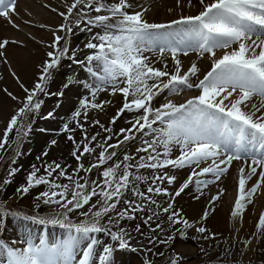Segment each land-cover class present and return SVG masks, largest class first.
Wrapping results in <instances>:
<instances>
[{
	"label": "snow or ice",
	"instance_id": "snow-or-ice-1",
	"mask_svg": "<svg viewBox=\"0 0 264 264\" xmlns=\"http://www.w3.org/2000/svg\"><path fill=\"white\" fill-rule=\"evenodd\" d=\"M176 2L179 5L181 0ZM16 3L17 0H0V17L18 28L11 19L16 14ZM187 3L192 6V0H187ZM198 3L202 6L199 14L181 15L169 23H153L145 18L147 8L131 11L134 7L132 0H73L67 5L66 12L58 13L65 22L53 31L52 41L46 45L50 50L45 53L46 59L40 65L32 88L25 87L15 72L12 73L21 83L26 102L11 118L4 137L0 139V150L5 149L9 133L19 126L20 119L41 109L43 101L38 99L39 94L64 95L63 91H48L53 74L60 69L63 60L85 63L75 59V52H70L68 47L67 36L62 34H74V27L91 33L84 48L93 51L86 56V61L89 65L93 62L102 65L103 75H98L91 67L88 71L98 75L103 84H111L112 95L119 92L124 97L122 106L109 124L115 125L125 113L135 115L129 120L130 127L112 134L113 129L99 120L85 126L87 109L103 110L112 102L83 101L84 111L74 113V124L81 131L82 139L77 141L74 135L67 137L74 144L71 155L77 161V168L69 173V166L53 161L44 167L43 173L39 169L31 171L25 184L17 189L23 197L34 188L47 186L48 190L38 193L36 199H42L45 205H59L63 212L52 218L34 216L25 219L66 228L67 239L51 244L46 239H41L38 244L29 239L23 248L0 239V264H73L78 256L77 264H113L117 249L136 251L130 244L131 232L121 222L141 219L142 223L136 224L134 231L143 236L142 227H147L150 232L163 230L159 222L152 227L154 218L159 221L160 212L168 214L167 220L171 225H182L176 229L181 235L185 229L195 228L203 239H215L218 233H212L202 225L196 227L195 223L184 218L182 210L175 209V198L190 190L191 185L201 192L202 187L219 181L229 172L233 162H239L241 166L238 170V196L230 215L234 221L242 219L253 198L264 189V0H210L207 3L198 0ZM93 29L99 31L93 32ZM11 43L17 42L0 39V60L5 63V50ZM157 48L160 57L165 58V53L171 55L173 68H169L166 58L162 67L157 68L152 59L144 55ZM189 52L198 53L200 58L208 56L211 68L203 78H200L201 69L197 63L192 62L187 69L183 67L180 55L187 56ZM70 83L69 80L63 87H69ZM101 90L107 91V88L94 89L93 98ZM186 90H196L198 94L182 103L166 100L158 107L153 105L162 93L178 95ZM48 116L51 118L54 113L49 112ZM93 126L110 133L104 137L103 143L97 140L98 132L89 137L88 128ZM77 127L69 128L65 124L64 130L75 133ZM136 133L151 135L152 139L143 140V146L136 148L135 154L125 153L121 161L103 170L99 181L89 182L79 176L80 171L91 173L113 160L117 153L109 149L135 141ZM114 136H122V139L108 143ZM92 142L95 146H91ZM52 143L56 144V141ZM96 148L102 149L97 163L86 167L81 162L82 157L94 153ZM174 150L179 154L174 156ZM140 153L146 155H139L137 159L136 154ZM132 169L137 172L150 169L152 175L136 174ZM185 169L190 170L186 179L170 191L169 186L178 180V172ZM15 174L16 169H11L0 180V185L10 184ZM206 176L211 179H201ZM254 177L255 182L250 184ZM60 178L70 181L71 185L59 183ZM140 183L147 185L146 191L140 190ZM129 193L135 199L128 198ZM222 194L223 190L212 198L213 202L218 201ZM155 196L171 199L167 206H161ZM94 198L98 199L93 202ZM121 204L124 207H118ZM78 210H83L79 215L85 219L72 223L69 213ZM145 211L148 213L146 216L138 217V213ZM210 211L206 209L201 219L206 220ZM9 215L10 211L0 202V223ZM105 217L107 225L118 231H112L101 223ZM257 228L260 236L264 237V214L260 215ZM103 233H107L110 241L115 243L102 241L96 235ZM205 233L207 235H203ZM172 239L171 235L167 240L149 237V243H168ZM251 243V240L243 241L246 247ZM181 261L182 257L177 254L171 259V264H181Z\"/></svg>",
	"mask_w": 264,
	"mask_h": 264
},
{
	"label": "bare ground",
	"instance_id": "bare-ground-1",
	"mask_svg": "<svg viewBox=\"0 0 264 264\" xmlns=\"http://www.w3.org/2000/svg\"><path fill=\"white\" fill-rule=\"evenodd\" d=\"M72 2L73 0H17L16 14H13L11 19L16 25L19 26L18 28L13 27V25L10 24L7 19L0 17V39L7 38L10 41L17 42L11 43L5 50L7 63L3 62V60H0V139L4 137L5 130L8 128L11 118L18 114L19 109L23 107L24 103L26 102V94L21 87V83L17 81L12 73L15 72L16 76L20 78V81L25 87L29 89L32 88L33 82L38 78L40 65L46 59L45 53L50 50L46 47V45L51 43L53 31L57 30L59 26L65 22L63 17H61L58 13L61 11L66 12L67 5ZM132 2L134 7L131 9V11L147 8L145 18L149 22L153 23H169L174 19H179L181 15H196L202 10V6L199 5L198 0H192V6L188 5L187 0H181L179 5H177L176 0H132ZM205 2H210V0H205ZM42 25L46 27H41ZM74 29V33L80 31L75 27ZM62 34L66 35L67 39L70 38L69 49L70 52H73L74 47L72 42L78 39L81 35L77 34L73 36V34L70 33ZM88 39L90 38H87L82 45H78L77 50L79 52L75 54V59L85 61L84 64L78 65L98 67V62H93L91 65H89L86 61V56L92 53V50H90V52L88 49L84 48V44L87 43ZM217 54L219 55L220 52L218 51ZM144 55L152 59L154 66L158 63L162 67L163 62H165V58L158 57V55L155 53L145 52ZM205 58L206 59L203 60L198 59L196 57V53L194 52L189 53L187 56H184L183 54L180 55V59L185 69L190 67L192 62L197 63L198 67L201 69L199 74L200 78H203V75L211 68V62L208 56L205 55ZM166 62L168 63L170 69L173 68L174 65L172 60H166ZM70 63L72 66L77 65L71 60ZM62 72L63 70L60 67L59 75H61ZM193 79L195 81V78ZM59 81L60 79L57 77L53 90L58 88L56 91H63L64 95L62 97L59 95H54L53 98H60L59 100H61V106L63 103L66 106L73 105V94L70 90H61V87H59ZM98 92L101 98H104L107 94V92ZM8 93H11L12 95L9 96ZM195 94H198L196 90H186L185 92H182L178 95H168L165 92L153 101V105L158 107L166 102V100H171L174 103H182ZM112 101V104L108 108V114L109 116L111 115V118L122 106L124 97L120 93ZM46 108H48L47 105ZM28 115L29 114L27 113L25 116H23L24 119L27 118ZM133 115L135 114L125 113V115L116 122V125L113 126H118L119 130L123 128L124 125L126 126V124L131 126L129 120L133 117ZM41 120L43 119L41 118ZM41 120L37 121L35 125L36 129L34 128V130H32L33 135L29 138L34 150L37 152L41 146H50V148L49 150L38 153L37 155L40 156L38 158L35 157L37 160L36 162L35 160L33 162L30 161L31 156H34L32 153L30 154L31 156H23L25 157L23 162L28 168L30 163H33L37 167H41V162L50 159V157L47 155L51 152L56 155L62 150L64 151L66 149V151H68L69 148H74L73 145H70L72 143L64 140L66 139L64 136H66L67 133L62 132L60 134V131L55 128V125H48L49 127H53L52 129L47 127V129H43V131L37 130L39 125L45 126L46 121ZM87 120L90 124L93 120L98 119L97 117L88 114ZM70 125L73 127L72 119L70 120ZM91 130L92 127H89V131ZM145 131H147V129ZM25 133L26 130L23 134ZM136 135L137 139L135 141H131V143L135 142V145L131 146V151L133 154H135V149L139 147V143L136 144V141L142 139L144 134L136 133ZM75 136H77V134ZM22 139L24 140L25 137ZM53 140L56 141V144L52 143ZM45 152L47 155H44ZM178 154V150H174L173 155L175 156ZM70 157L73 158L72 155ZM64 158H66L65 155L61 156L59 163H61ZM70 162V170L73 172V170L77 167V162H74V160H70ZM93 163L97 162H91V164ZM240 166L241 165L237 162H233L232 167L224 177L215 183L209 184L206 188L202 187V194L201 192H197L194 185H191L190 190H186L185 193L181 194L180 197L175 198V209L177 211L182 210L181 214L184 216V218L188 219L189 222L195 223L196 227L202 225L210 232L219 234L215 239L205 240L203 239L202 234L195 231V228L185 229L184 235H181L180 232H177V243L175 248L182 257V261L186 262V264H192L190 262L195 261L196 257L199 258L198 262H201L203 259L221 255H229L232 264L235 262L236 264H249V261L250 264H264V237L260 236L259 230L257 228L259 217L261 214H264V189H261V191L253 198V203L248 206L242 219L237 222L234 221L230 215L231 211L233 210L234 202L238 196V170ZM147 171L148 172L146 176L152 175V170L148 169ZM189 171L190 170L188 169L179 171L176 184L169 186V190L171 191L179 183L186 179ZM24 175L25 173H17L16 171L15 176L12 178L19 180V176L23 177ZM201 179H211V177L206 176L202 177ZM255 180L256 177H254L249 183H254ZM139 187L141 191H146L147 185L144 184L143 186L141 185ZM221 190H223V194L220 196V199L213 202L212 198L220 193ZM7 194L8 192L6 191L3 196L7 197ZM128 196L129 198L135 199L134 197H131L130 193ZM197 196H199V199H196ZM169 199L171 198L162 196L160 205L167 206ZM3 203L6 204L7 207L14 206L17 203L21 208L25 207L31 209L32 207L38 205L39 199L35 198L34 200L26 196L22 197L19 194H16L10 198V200L9 196L8 198H5ZM46 206L48 205L43 204L40 210L41 214L44 215L45 218H52L54 215L63 212V209L60 207L54 208V206H49L45 208ZM7 207L5 208L8 209ZM206 209H211V211L208 218L203 220L201 217ZM156 211H159V209H156ZM147 214L148 213L144 214L143 216H146ZM17 215H19V213ZM137 215L138 217H143L139 213ZM167 215L168 214L166 213L160 212L159 220L163 216ZM20 216L24 220H21L18 225L14 226L16 230L12 229V233L9 235V240L5 241L10 245H13L14 242L17 244V242L20 241L24 236L25 239L30 238L32 241H35L34 243L37 244L41 239H46L51 244L66 240L68 237V232L58 233L54 231L52 224L41 225L39 223L33 222L30 219H25V216L22 214ZM6 217L0 226L2 229L6 228L8 231L9 227L7 226ZM135 221L142 223L141 219L139 218ZM157 222L159 221H156L154 218L152 224ZM130 227H133L132 223L130 224ZM237 229H239V231H237ZM142 231H144V229H142ZM203 235H207V233ZM100 236L103 238V240L108 239L107 236ZM138 239L141 241L140 236ZM245 240H251V245L246 247L243 244V241ZM107 242H111L113 244L115 243L112 241ZM19 247L23 248L26 247V245L21 244ZM83 248L84 245L82 244L81 252ZM202 249L204 251H202ZM241 252L244 254L241 255ZM77 259H79V256ZM73 264H77V262L74 261ZM113 264L146 263L144 262V258L135 252L129 253L126 250L120 251V249H117L114 254Z\"/></svg>",
	"mask_w": 264,
	"mask_h": 264
},
{
	"label": "rangeland",
	"instance_id": "rangeland-1",
	"mask_svg": "<svg viewBox=\"0 0 264 264\" xmlns=\"http://www.w3.org/2000/svg\"><path fill=\"white\" fill-rule=\"evenodd\" d=\"M91 14L95 15L96 13H91ZM82 27H83V25H81V28ZM78 32L79 31H77L75 33H78ZM87 36H88V33L86 32L85 34H82L79 39H76L74 42H72L75 54H77L79 52L77 50L78 44H83L85 39L87 38ZM69 43L70 42L68 40V47H69ZM67 60L68 59H64L62 62V66H61V68L63 70L62 74L59 75V70L53 74L54 78L50 82V84L48 85V91H50L52 93L58 92V91H56L58 88L53 90L55 80L57 77H59V79H60L59 86L60 85L63 86L66 82H68L70 80L71 81L70 86L67 88H68V91L70 90L71 93L73 94V101H72L73 105L66 106L64 104L61 106L59 98L54 99L53 98L54 95L49 96V95H45V94H40L39 100L43 101L41 109H39L38 111H34V114L31 113V115H29L26 119H24V117H22L20 119L19 126L17 128H15L11 133H9L8 144L6 145L5 149L0 150V180H3L7 176V174L9 173V171L11 169H16L17 173L23 172V173H25V175L23 177L19 176L20 177L19 180L11 178L12 182L10 184H7L6 186L0 185V202H4L5 198H8V196H9V200H10V198H12L14 195L18 194L17 189L20 186L25 184L26 177L31 171H33L34 169H39L40 172L43 173L44 167L46 165L50 164V162L52 163L53 161L59 163L60 158L63 155H65L66 158H64L65 160L63 159V161L60 164L69 166V167H67V171L71 172L70 160L71 161L74 160V162L76 161L74 158L70 157L71 152L74 150V148H69L68 151H66V149L64 148L65 149L64 151L62 150L60 153H57L56 155L51 152L50 154L47 155L48 157H50V159L41 162V164H42L41 167H37L33 163H30L29 168H28L23 162V160L25 158L23 156H27V155H30L32 153V154H34V156L30 155L31 156L30 161L33 162L35 160V162H36L37 161L36 158H38L40 156V155H37L38 153L44 152L45 150H49L50 146H41V148H39V150L37 152L36 150H34L33 145H32L30 138H29L30 136L33 135L32 130H34V128L36 129L35 125H36L37 121L40 120V118H45L46 116H48L49 112L54 113L53 117L55 119H53L50 122H47L45 124L55 125V128H57V130L60 131V134L62 132L69 134V136L70 135L75 136L77 134V136H75V137H77L76 138L77 141L82 139L81 131L74 124V121L76 119L74 116V113H75V111H82V112L84 111L82 105H83V101L85 99H88V100L94 99L93 97L91 98V93H92V91L96 85H95L94 77L88 71V68L89 67L93 68L95 66H84V65H78V64L75 66H72V64L70 63V60H68V61ZM69 65H71V67H69ZM98 67L101 68L102 65L99 64ZM156 67L160 68L159 64ZM102 70H103V68H102ZM120 86L123 87L124 85L121 84ZM51 100H53V101H51ZM46 105H47V107L49 105V107L46 108ZM89 109H91V108H89ZM89 109H87V112ZM91 110L93 111L95 109H91ZM96 110H98V109H96ZM108 111H109V109H106L104 107L103 110H99L97 115H93V116L97 117V119L101 122V124L105 125L106 127H111L113 129L112 134L118 133L119 132L118 126H113V125L109 124V121L111 119V115L109 116ZM71 119L73 122V127H77V131L75 133L65 132V130H64L65 124H68L69 128H72L70 125ZM80 119L83 120V117H81ZM25 120L27 122L26 124H25ZM88 124H89V122L87 120L85 126L87 127ZM44 127H46V126H44ZM44 127H43V125H39L37 130H43ZM128 127H130V126L127 124H126V126L125 125L123 126V128H128ZM50 128L52 129L53 127H50ZM25 130H26V133L23 134L25 132ZM97 132L100 133V135L97 137V140L100 141L101 143L104 142V137H106L107 135L110 134V133L104 132L103 129H101L99 126H93L91 131H89V128H88L89 137L91 135L97 133ZM22 136L25 137L24 140L22 139L23 138ZM66 136H64V137L66 138ZM117 139H122V136H120V137L114 136V139L109 141L108 143H116ZM145 139L151 140L152 136L151 135H147V136L143 135L142 139L136 141V144L139 143V147H142L143 146V140H145ZM64 140L67 141L68 139H64ZM134 143L128 142V143L122 145L121 147H119L117 149H109V151L114 150L117 153L116 157H114L113 160L108 161L107 164L102 165L97 169H94L91 173H85L83 171H80L79 176L85 177L87 180H89V182H91L92 180L99 181L100 179H102L101 172L103 170H105L109 166L114 165L116 162L121 161L123 159V156L125 153L130 154V155L133 154L131 151V146L135 145ZM70 145L74 146L73 142ZM91 146H95V142H92ZM100 151H102V149L96 148V151L94 153L83 156L81 162L86 167L89 166L91 164V162H93V161L97 162L98 154ZM136 155H137V159H138L139 155H146V154L140 153V154H136ZM121 168H123V165H121ZM25 169H27V170H25ZM147 170L148 169H141L137 172L136 169H132V171L136 172V174H142V175H147V172H148ZM81 182H83V181H81ZM59 183L71 185V182L64 179V178H60ZM141 185L143 186L144 184L140 183L139 186H141ZM46 190H48L47 186H41L38 188H34L30 191V193L28 195H26V197L35 200L38 193H40L42 191H46ZM6 191L8 192V194H7V197H4L3 195L5 194ZM127 195H129V194H127ZM128 198H129V196H128ZM154 198L158 201L159 204L161 203L162 196H155ZM96 199H98V198H94L93 202H95ZM43 204L44 203H43L42 199H39L38 205L32 207L31 209L30 208L28 209L25 207L21 208L20 205L17 203L14 206H8V207L6 204H4V206L8 208L7 210L10 211V215L6 217L7 226L9 228L7 231L6 228L3 230L2 227L0 226V239H2L4 241L9 240V235L12 233V229L16 230L14 228V226L18 225V223L21 220H24L20 216L21 214L22 215L24 214V216H28V217H34L35 216L37 218H45V216L42 215L40 212L41 206ZM49 206H54V208L59 207V205H56V204H49L45 208H47ZM118 207H124V205L121 204ZM152 207L156 210V206H152ZM79 211H83V210H78L77 212L69 213V217H70L72 223H79L85 219V217H82L79 215ZM18 213H19V215H17ZM146 213H147V211H145V213H139V214L141 216H143ZM60 219H63V217L61 216ZM106 221H107V218L105 217L104 220L101 221V223H103L106 227H110L112 231H118L117 228L107 225ZM131 223L133 224L132 228L130 227ZM159 223H162V226H163L162 231L157 230L156 232H150L147 227H142V229H144V231H143L144 235L142 236L140 233H137L134 231L136 224H141V223H139L135 220L134 221H126V222L122 221L121 222V225L126 227L128 229V231L131 232L132 239L130 241V244L133 248L136 249V251H131V252H135L138 255H140L142 258H144V262L146 264H149V262H150V264H171V259L175 255L179 254L177 249L175 248V245L177 243V231H176V229L182 228V225H174V226L171 225L167 220V216H163L159 220ZM153 226L155 227V224H152V227ZM53 230L56 232H61V233L68 232V229L61 228L59 225H53ZM2 235H4V236H2ZM96 235L102 241H105V242L110 241V236L107 233L96 234ZM100 235H103L105 237L107 236L108 239L103 240V238ZM152 235H154V236H152ZM169 235H171L173 237V239L168 243H159V242H155L154 244L149 243V237L150 236L151 237H158L160 240H167ZM139 236H140V239L142 242L138 239ZM24 237H22V238H24ZM112 242H114V241H112ZM148 249H151V251H149ZM97 251H99V250H97ZM126 251L131 253L130 250H126ZM160 253H162L163 255H160ZM198 260H199V258L196 257L195 261L190 262V263H192V264H232L230 261L229 255L213 256V257H210L208 259H203L201 262H198ZM181 264H186V262L181 261ZM234 264H236V262Z\"/></svg>",
	"mask_w": 264,
	"mask_h": 264
}]
</instances>
